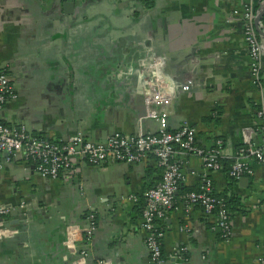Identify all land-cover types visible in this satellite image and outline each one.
Listing matches in <instances>:
<instances>
[{
  "label": "crops",
  "instance_id": "1",
  "mask_svg": "<svg viewBox=\"0 0 264 264\" xmlns=\"http://www.w3.org/2000/svg\"><path fill=\"white\" fill-rule=\"evenodd\" d=\"M245 2L0 0V72L18 93L0 121L53 141L82 134L95 142L115 132L175 131L188 122L198 146L220 144L222 168L209 173L231 232L224 235L215 212L187 205L185 193L199 187L206 171L200 156L181 153L176 203L159 221L161 264H264V163L250 157L254 172L234 178L223 162L245 146L264 151V89L253 83ZM256 7L259 13L264 0ZM259 28L264 41V17ZM148 59L158 60L154 68L142 63ZM155 75L172 97L152 100ZM151 112H164L166 120ZM0 162V202L12 206L0 264H69L66 226H87L91 209L97 226L91 239L78 241L88 264L106 257L152 264L141 222L143 193L162 177L153 155L136 163L84 159L54 178L22 158L6 162L0 155Z\"/></svg>",
  "mask_w": 264,
  "mask_h": 264
},
{
  "label": "built area",
  "instance_id": "2",
  "mask_svg": "<svg viewBox=\"0 0 264 264\" xmlns=\"http://www.w3.org/2000/svg\"><path fill=\"white\" fill-rule=\"evenodd\" d=\"M237 11H234L236 13ZM233 13V14H234ZM258 9L256 0H246L242 9L245 41L249 48L251 58V73L255 86L264 89V41L256 25ZM153 61V62H151ZM157 59L143 60L144 65L150 68L156 66ZM152 86L155 93L152 100H166L172 94H166L167 86L159 75L153 77ZM18 93L7 73L0 72V113L6 103L16 99ZM151 112L150 117L165 121V113ZM259 115L264 118V106L259 110ZM196 128L185 122L179 129L170 131L161 127L157 132L139 131L136 134L115 132L107 140L95 142L86 139L82 134H75L64 141H53L49 138L32 134L26 125H9L0 121V155L6 162L15 158H22L35 164L37 172L44 177H58L61 172H72L81 160L99 165L111 161L136 163L153 155L158 165L162 168V177L158 183L148 187L144 193V206L142 210L141 226L146 232V244L150 250L152 264H161L163 261L162 236L164 234L160 226V219L166 216V212L176 203L177 191L183 178L182 163L179 154L194 153L203 160L204 172L201 183L197 189L185 193L187 205L200 204L206 212H215L217 226L225 236L231 232V219L228 209L223 205L222 198L214 191L213 178L209 172L222 168L219 147L206 150L196 143ZM250 157H256L264 163V151L261 147H242L235 158L229 174L239 178L245 173H253V165ZM3 163L0 162V168ZM133 198H137L132 195ZM12 206L0 202V238L12 233V229L6 223V217L10 214ZM89 224L81 227L78 224L66 226L64 243L74 255L69 264H88V250L79 245L82 236L91 239L97 226L96 211L91 209L87 215ZM181 257L183 252L180 249ZM97 264H118L114 259L106 257L98 260Z\"/></svg>",
  "mask_w": 264,
  "mask_h": 264
},
{
  "label": "water",
  "instance_id": "3",
  "mask_svg": "<svg viewBox=\"0 0 264 264\" xmlns=\"http://www.w3.org/2000/svg\"><path fill=\"white\" fill-rule=\"evenodd\" d=\"M264 17V7L262 10L259 11V13L257 14L256 16V25H257V28L259 30L260 33L263 34V32L260 30L259 28V22L261 21V19ZM20 209V208H19ZM22 209V208H21Z\"/></svg>",
  "mask_w": 264,
  "mask_h": 264
},
{
  "label": "trees",
  "instance_id": "4",
  "mask_svg": "<svg viewBox=\"0 0 264 264\" xmlns=\"http://www.w3.org/2000/svg\"><path fill=\"white\" fill-rule=\"evenodd\" d=\"M224 162V165H225V168H226V170H228L230 167H231V165H232V160H224L223 161ZM222 203H223V201H222ZM224 205V204H223Z\"/></svg>",
  "mask_w": 264,
  "mask_h": 264
}]
</instances>
